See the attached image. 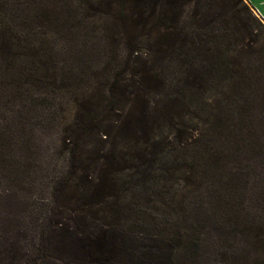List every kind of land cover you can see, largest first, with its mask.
<instances>
[{
  "label": "trees",
  "instance_id": "trees-1",
  "mask_svg": "<svg viewBox=\"0 0 264 264\" xmlns=\"http://www.w3.org/2000/svg\"><path fill=\"white\" fill-rule=\"evenodd\" d=\"M98 23L114 44L124 41L127 63L78 99L62 132L66 158L49 186L50 234L39 238V250L64 249L71 264L126 256L201 264L207 228L234 238L230 227L242 224V259L264 264V22L246 0H38L16 27L0 21V73L25 94L38 90L35 101L63 90L69 84L59 77L60 59L70 51L58 39L67 45L85 24ZM219 87L227 119L226 107L210 105L221 104L213 96ZM191 104L200 114L186 121ZM215 137H224L221 146L211 143ZM160 183L164 192L149 194ZM190 189L195 202L187 206L178 197ZM136 196L164 216L180 215L139 230L154 254L137 256L129 243L137 228L124 223L144 215Z\"/></svg>",
  "mask_w": 264,
  "mask_h": 264
},
{
  "label": "rangeland",
  "instance_id": "rangeland-1",
  "mask_svg": "<svg viewBox=\"0 0 264 264\" xmlns=\"http://www.w3.org/2000/svg\"><path fill=\"white\" fill-rule=\"evenodd\" d=\"M37 5L38 0H0V21L16 27L31 8ZM13 15L16 19H13ZM72 24L80 25L77 20ZM106 29L100 23L85 24L81 31H78L81 36H77L73 42L66 45L67 42L58 39L59 44L70 51L69 55L60 59L64 64L60 65L62 71L58 73L69 85L66 87L68 89L63 90L49 89L42 95L43 100L35 101L40 94L38 90L32 89L31 93L25 94L17 87L19 83L15 84V78L0 73V264H71L73 260L64 249L55 250L52 246L51 249L39 250L38 240L42 235L47 237L50 234L47 224L49 186L63 170L66 156L62 151V132L74 121L78 99L94 95L106 76H115V72L119 69L124 70L127 63L124 41L118 40L117 44H114L108 39ZM76 50L81 51L75 52ZM213 96L220 100L221 104H210L211 107L217 108L216 105L226 107L221 115L227 119L228 104L222 102L223 90L219 87L213 91ZM93 101L95 102L92 104H99L96 98ZM180 102L179 104H182V101ZM196 107L197 104H191L190 109L185 112L186 121L199 117L200 113L195 111ZM202 118L204 120L205 116ZM228 125L227 121L226 126ZM222 133L227 135V131L222 130ZM223 138L215 137L211 143L217 147L221 146ZM4 144L8 147L5 156L2 155L5 151L2 147ZM178 155L182 157V154ZM131 174L132 171L126 172L123 177L129 179ZM192 182L188 180L186 183L191 185ZM163 187L164 185L160 183L159 186L153 187L149 194L151 191L164 192ZM143 190L142 188L140 192ZM228 192L230 193L229 188ZM231 192L233 193L232 190ZM130 193L126 194L128 201L134 196ZM190 193L191 189L184 190L178 197L183 198L187 206L195 202L194 195ZM241 193L234 191L232 196L237 200ZM152 198L158 200L157 196ZM134 201L141 203L145 216L133 213L131 214L133 216L129 217L131 221L124 223L127 229L130 226L137 228L136 236L133 237L136 240L129 243L137 256L145 252L154 254L155 245L146 238L141 239L139 230L145 226L151 229L155 225L162 228L167 222H175L180 215L177 213L176 219L174 217L171 219L164 216L161 207L147 206L145 199L136 196ZM190 217V220H194L197 214H190ZM218 223L215 222L213 227L218 228ZM223 224L228 226L226 220H223ZM230 229L236 231V237L220 236L221 232L218 229L205 230L203 235L206 239L205 252L201 264L246 262L244 258L242 259V224L233 225ZM54 240L51 239L49 242L52 243ZM145 246L152 248H143ZM146 255L150 256L149 253ZM252 259L253 256L245 264H252ZM148 260L149 257L126 256L118 259L115 264H147Z\"/></svg>",
  "mask_w": 264,
  "mask_h": 264
},
{
  "label": "crops",
  "instance_id": "crops-1",
  "mask_svg": "<svg viewBox=\"0 0 264 264\" xmlns=\"http://www.w3.org/2000/svg\"><path fill=\"white\" fill-rule=\"evenodd\" d=\"M246 2L254 9L256 15L264 21V0H246Z\"/></svg>",
  "mask_w": 264,
  "mask_h": 264
},
{
  "label": "built area",
  "instance_id": "built-area-1",
  "mask_svg": "<svg viewBox=\"0 0 264 264\" xmlns=\"http://www.w3.org/2000/svg\"><path fill=\"white\" fill-rule=\"evenodd\" d=\"M264 22V21H263Z\"/></svg>",
  "mask_w": 264,
  "mask_h": 264
}]
</instances>
